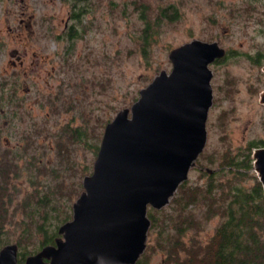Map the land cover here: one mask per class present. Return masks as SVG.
<instances>
[{
	"label": "rangeland",
	"instance_id": "1",
	"mask_svg": "<svg viewBox=\"0 0 264 264\" xmlns=\"http://www.w3.org/2000/svg\"><path fill=\"white\" fill-rule=\"evenodd\" d=\"M13 2L6 0V5ZM28 2L34 16L24 50L27 60L38 63L6 69L4 86L16 105L5 102L0 152L21 151L29 143L24 155L35 154L50 168L47 177L39 173L40 179L52 183L60 173L68 175L67 167L74 164L72 171L81 175V182L92 171L105 123L130 106L161 69L170 70L172 47L192 38L215 40L226 52L208 64L212 103L206 142L186 180L202 183L207 179L204 167L217 173L221 162L241 158L252 142L264 145V103L259 100L264 89V0H94L89 32L72 39L65 54L67 2ZM142 15L152 23L153 38L147 42ZM15 23H4L6 67L14 44L7 25ZM24 155L18 158L20 164ZM29 173L23 168L14 177L20 190L31 187ZM217 222L216 217L210 219L199 236L210 235ZM8 227L15 237L17 228ZM161 256L160 250L150 251L148 264H157Z\"/></svg>",
	"mask_w": 264,
	"mask_h": 264
},
{
	"label": "water",
	"instance_id": "2",
	"mask_svg": "<svg viewBox=\"0 0 264 264\" xmlns=\"http://www.w3.org/2000/svg\"><path fill=\"white\" fill-rule=\"evenodd\" d=\"M224 54L215 40L192 38L172 47L170 70L161 69L105 123L92 171L83 176L71 218L58 227L54 243L23 263L17 243H6L0 264H135L147 243L148 207L169 202L204 148L212 103L208 64ZM259 100L264 103V89ZM251 156L264 202V145Z\"/></svg>",
	"mask_w": 264,
	"mask_h": 264
},
{
	"label": "trees",
	"instance_id": "3",
	"mask_svg": "<svg viewBox=\"0 0 264 264\" xmlns=\"http://www.w3.org/2000/svg\"><path fill=\"white\" fill-rule=\"evenodd\" d=\"M72 2L77 10L80 2ZM142 17L143 39L147 42L153 38L152 23L145 15ZM77 34H81L79 30L74 36ZM5 102L9 107L16 105L12 100ZM28 146L26 143L21 151L0 152V248L12 240L16 242L18 263H23L28 254L43 245L54 243L59 235L58 227L71 218L73 199L82 190L81 175L72 171L74 164L67 167L68 175L62 177L60 173L52 183L44 179L50 168L37 155H24ZM256 146L259 145L252 142L241 158L221 162L217 173L205 170L207 179L202 183L184 180L160 209L149 206L147 243L135 264H148L149 252L155 250L162 252L157 264H264L262 185L255 171L248 173L253 168L251 149ZM23 155L25 163L20 164L18 158ZM23 168L30 172L31 187L20 190V183L14 177ZM41 172L45 177L40 179ZM217 174H224L225 178ZM246 179L251 181L245 183ZM215 217L218 222L212 233L200 237L208 221ZM10 224L17 228L13 238Z\"/></svg>",
	"mask_w": 264,
	"mask_h": 264
},
{
	"label": "flooded vegetation",
	"instance_id": "4",
	"mask_svg": "<svg viewBox=\"0 0 264 264\" xmlns=\"http://www.w3.org/2000/svg\"><path fill=\"white\" fill-rule=\"evenodd\" d=\"M8 2L11 0H7ZM13 5H6V0H0V117L5 115V97L7 100H12L11 95L6 93L5 84V74L6 69L16 70L25 69L27 66L32 68L38 63L35 58L27 60L25 56L27 47L28 35L26 32L31 30V21L33 19L34 13L29 5L28 0H12ZM67 3V14L64 18L63 32H64V54L70 45L72 39L78 37L85 32H89L90 24L93 22V15H90L91 11H94L96 7V2L94 0H78L80 2L77 5V10H75V5L72 0H64ZM77 11V13H76ZM7 21H17L14 25L8 24L7 30L10 37V42H13V46L8 50L9 57L7 58V67L5 66V29L4 23ZM77 34L74 36L75 32ZM72 35V36H70ZM23 50H22V49ZM226 52V51H225ZM34 56L37 53L33 52ZM225 55V54H224ZM67 58V57H66ZM221 58V57H219ZM219 58H215L216 61ZM212 62V61H211ZM210 62V63H211ZM260 95V93H259ZM2 124L0 128L5 126L4 120L2 119Z\"/></svg>",
	"mask_w": 264,
	"mask_h": 264
}]
</instances>
